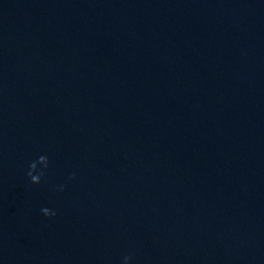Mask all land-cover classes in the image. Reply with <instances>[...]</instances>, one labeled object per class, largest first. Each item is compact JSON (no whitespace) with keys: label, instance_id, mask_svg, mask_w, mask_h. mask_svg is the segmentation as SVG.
Listing matches in <instances>:
<instances>
[{"label":"water","instance_id":"water-1","mask_svg":"<svg viewBox=\"0 0 264 264\" xmlns=\"http://www.w3.org/2000/svg\"><path fill=\"white\" fill-rule=\"evenodd\" d=\"M125 256L264 264V0H122L0 116V264Z\"/></svg>","mask_w":264,"mask_h":264},{"label":"clouds","instance_id":"clouds-1","mask_svg":"<svg viewBox=\"0 0 264 264\" xmlns=\"http://www.w3.org/2000/svg\"><path fill=\"white\" fill-rule=\"evenodd\" d=\"M27 175L30 177L31 183H33V184L39 183L38 177L35 175H32V173L30 171H28ZM41 211L45 216L55 215V213L48 208H42ZM128 261H129V257L125 256L124 257V264H128Z\"/></svg>","mask_w":264,"mask_h":264}]
</instances>
